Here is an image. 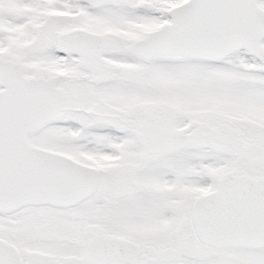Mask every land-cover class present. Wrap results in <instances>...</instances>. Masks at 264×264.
I'll return each instance as SVG.
<instances>
[{"label": "snow or ice", "instance_id": "1", "mask_svg": "<svg viewBox=\"0 0 264 264\" xmlns=\"http://www.w3.org/2000/svg\"><path fill=\"white\" fill-rule=\"evenodd\" d=\"M0 264H264V0H0Z\"/></svg>", "mask_w": 264, "mask_h": 264}]
</instances>
